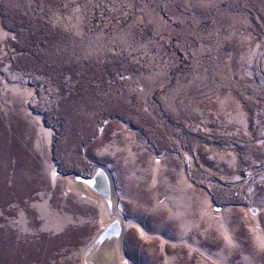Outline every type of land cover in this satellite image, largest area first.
<instances>
[{"label":"rangeland","instance_id":"1","mask_svg":"<svg viewBox=\"0 0 264 264\" xmlns=\"http://www.w3.org/2000/svg\"><path fill=\"white\" fill-rule=\"evenodd\" d=\"M0 264H264V0H0Z\"/></svg>","mask_w":264,"mask_h":264},{"label":"water","instance_id":"2","mask_svg":"<svg viewBox=\"0 0 264 264\" xmlns=\"http://www.w3.org/2000/svg\"><path fill=\"white\" fill-rule=\"evenodd\" d=\"M84 183L92 191L101 194L104 197H107V180L101 171L98 170L95 173V177H93L91 180L87 179V182Z\"/></svg>","mask_w":264,"mask_h":264},{"label":"trees","instance_id":"3","mask_svg":"<svg viewBox=\"0 0 264 264\" xmlns=\"http://www.w3.org/2000/svg\"><path fill=\"white\" fill-rule=\"evenodd\" d=\"M98 15H99V16L101 15L100 17H98V19H101V20H106V18H107V17L105 18V16H104L105 13H104L103 11H101V13H99ZM109 15H110V12H109ZM96 20H97V18H96ZM110 20H111V19H110ZM130 20H131V19H126V20H125V23L132 22V21H130Z\"/></svg>","mask_w":264,"mask_h":264}]
</instances>
